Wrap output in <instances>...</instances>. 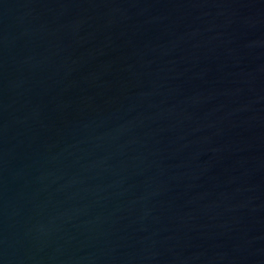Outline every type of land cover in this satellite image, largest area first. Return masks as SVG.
I'll use <instances>...</instances> for the list:
<instances>
[{"label":"water","instance_id":"95a60500","mask_svg":"<svg viewBox=\"0 0 264 264\" xmlns=\"http://www.w3.org/2000/svg\"><path fill=\"white\" fill-rule=\"evenodd\" d=\"M0 264H264V0H0Z\"/></svg>","mask_w":264,"mask_h":264}]
</instances>
